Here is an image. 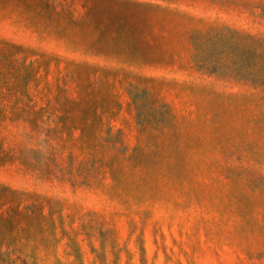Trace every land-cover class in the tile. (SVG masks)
Listing matches in <instances>:
<instances>
[{"label":"rangeland","instance_id":"rangeland-1","mask_svg":"<svg viewBox=\"0 0 264 264\" xmlns=\"http://www.w3.org/2000/svg\"><path fill=\"white\" fill-rule=\"evenodd\" d=\"M241 1L0 0V264H264V55L192 44Z\"/></svg>","mask_w":264,"mask_h":264},{"label":"trees","instance_id":"trees-1","mask_svg":"<svg viewBox=\"0 0 264 264\" xmlns=\"http://www.w3.org/2000/svg\"><path fill=\"white\" fill-rule=\"evenodd\" d=\"M219 6H227L229 9L239 12L241 9H248L249 3L241 0H219ZM264 9V7H263ZM195 38V39H194ZM227 41L232 42L231 44L235 47V50L238 52V56L240 55L241 48L256 49V53L260 59L263 58V50H264V39L257 37L252 32L238 30L237 28H231L226 26L224 28H216L213 29L212 32L202 33L199 30H193L192 44L194 48L198 49V45L202 44H210L213 41ZM233 58L237 59L235 56ZM204 56L201 57L203 59ZM202 63V61H200ZM210 64V62H209ZM198 65V63H197ZM225 66V65H223ZM234 68L231 67L230 77H235L234 79H240L243 81L256 82L260 79L258 78V74L253 73V71L247 68L242 64L240 60H234L231 64ZM228 67L226 66L225 69ZM204 70L208 71L211 75H220L222 76L226 70H217L216 68H211L209 65L204 66Z\"/></svg>","mask_w":264,"mask_h":264}]
</instances>
